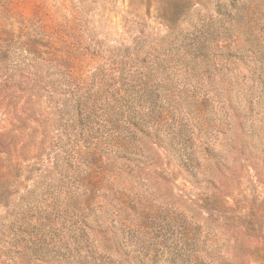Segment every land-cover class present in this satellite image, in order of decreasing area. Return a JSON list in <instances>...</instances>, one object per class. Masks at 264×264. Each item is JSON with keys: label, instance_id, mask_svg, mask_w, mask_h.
Here are the masks:
<instances>
[{"label": "rangeland", "instance_id": "1", "mask_svg": "<svg viewBox=\"0 0 264 264\" xmlns=\"http://www.w3.org/2000/svg\"><path fill=\"white\" fill-rule=\"evenodd\" d=\"M0 264H264V0H0Z\"/></svg>", "mask_w": 264, "mask_h": 264}]
</instances>
